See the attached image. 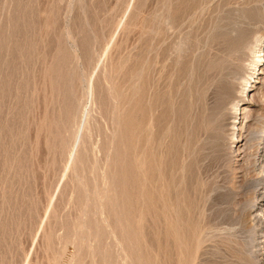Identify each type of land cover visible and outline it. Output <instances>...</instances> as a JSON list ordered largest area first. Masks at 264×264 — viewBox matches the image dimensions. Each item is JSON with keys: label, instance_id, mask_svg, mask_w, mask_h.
I'll return each mask as SVG.
<instances>
[{"label": "rangeland", "instance_id": "obj_1", "mask_svg": "<svg viewBox=\"0 0 264 264\" xmlns=\"http://www.w3.org/2000/svg\"><path fill=\"white\" fill-rule=\"evenodd\" d=\"M202 1L0 0V264H264V204L256 205L264 193V163H254L257 147L264 150V113L259 109L264 73L252 70L264 51L255 47L246 63L237 62L243 77L232 94L239 97L231 104L226 98L225 111L238 113L242 103L247 111L241 130L237 118L226 116L222 127L209 129L205 107L212 99L207 66L219 54L211 38L237 23L246 26L235 28L245 30L252 44L264 43V0ZM177 39L189 46L181 47ZM172 43L184 55L175 54ZM167 47L175 49L173 55ZM169 55L179 56L178 63ZM201 78H207L205 84ZM171 81L176 83L170 91ZM248 81L256 85L253 98L241 96ZM165 101L167 107L172 103L168 110ZM238 134L243 144L236 153L232 140ZM255 215L261 222L254 221Z\"/></svg>", "mask_w": 264, "mask_h": 264}, {"label": "bare ground", "instance_id": "obj_2", "mask_svg": "<svg viewBox=\"0 0 264 264\" xmlns=\"http://www.w3.org/2000/svg\"><path fill=\"white\" fill-rule=\"evenodd\" d=\"M157 1V0H156ZM160 2H161V0H159ZM201 1V0H200ZM204 1V0H203ZM203 1H202V3H203ZM219 1V0H218ZM221 1V0H220ZM230 0H228V2H229ZM231 1H233V0H231ZM239 1V0H238ZM246 1V0H245ZM260 1V0H259ZM164 2V1H163ZM176 2V1H175ZM174 2V3H175ZM183 2V1H182ZM187 2V1H186ZM190 2V1H189ZM188 2V3H189ZM228 2L226 1L225 3H227L228 4ZM234 2V1H233ZM233 2L231 3V5L233 6ZM248 2V1H247ZM250 3H251V1H249ZM256 2V1H255ZM169 3V2H168ZM187 3V4H188ZM201 3V2H200ZM201 3V4H202ZM218 3H221V2H218ZM241 3V2H240ZM158 4V3H157ZM157 4H156V6H157ZM161 4H162V2H161ZM184 4H186V3H184ZM222 4H223V1H222ZM222 4H219V9H220V5H222ZM237 4V3H236ZM235 4V5H236ZM243 4H244V2H243ZM242 4V5H243ZM246 4V3H245ZM255 4V3H254ZM159 5V4H158ZM163 5V4H162ZM200 5V4H199ZM225 5V4H224ZM223 5V6H224ZM230 5V4H229ZM230 5V6H231ZM247 5V8H248V3L246 4ZM246 5H244V6H246ZM252 5V4H251ZM259 5H262V3L261 4H259ZM155 6V7H156ZM161 6V5H160ZM182 6H183V4H182ZM182 6H181V8H182ZM204 5H202V7H203ZM222 6V7H223ZM238 6H239V4H238ZM244 6H242L243 8H244ZM252 6H254V5H252ZM154 7V8H155ZM162 7H164V6H161L160 8H162ZM167 7H168V4H167ZM177 7V6H176ZM175 7V8H176ZM179 7V6H178ZM192 7V5L189 7V8H191ZM198 7H200L201 8V5L200 6H198ZM216 7V6H215ZM218 7H216V8H218ZM226 6H224V9H226L225 8ZM263 7V6H262ZM153 8V9H154ZM165 8H166V6H165ZM187 8V7H186ZM211 8V7H210ZM228 8V7H227ZM240 8V7H239ZM246 7H245V9L246 10H249V8L247 9ZM256 8L258 9V7L256 6ZM255 8V9H256ZM156 9L158 10V8L156 7ZM169 9V8H168ZM184 9H185V6H184ZM183 9V10H184ZM192 9L194 10V8L192 7ZM215 9V8H214ZM223 9V8H222ZM256 9V10H257ZM167 10V9H166ZM208 10H210V9H208ZM252 10V9H251ZM251 10H250V12H251ZM260 10V9H259ZM179 11H180V9H179ZM182 11V10H181ZM187 10H185V12H186ZM188 11H190V9L188 10ZM199 11V10H198ZM216 11V10H215ZM227 11V10H226ZM226 11H225V13H226ZM258 11V10H257ZM167 12H168V10H167ZM194 12V11H193ZM193 12H191L190 14H193ZM219 12V11H218ZM220 12H222V11H220ZM232 12V11H231ZM236 12V11H235ZM243 12V11H242ZM241 12V13H242ZM155 13V12H154ZM163 13V12H162ZM175 13V12H174ZM174 13H172V14H174ZM181 13V12H180ZM179 13V14H180ZM183 13V12H182ZM194 13H196V11L194 12ZM232 13H234V12H232ZM232 13H230V15L232 14ZM237 13L238 12H236V15H237ZM160 14V13H159ZM184 14V13H183ZM183 14H181V15H183ZM187 14V13H186ZM185 14V15H186ZM221 14H223V13H221ZM240 14V13H239ZM243 14V13H242ZM245 14V13H244ZM25 15V14H24ZM161 15V14H160ZM176 15V14H175ZM178 15V14H177ZM219 14H217V16H218ZM246 15V14H245ZM244 15V16H245ZM250 15H252V12H251V14ZM255 15H256V12H255ZM161 16H163V14L161 15ZM180 16V15H179ZM187 16V15H186ZM221 16H223V15H220V17ZM227 16V15H226ZM235 16V15H234ZM157 17V16H156ZM169 17V16H168ZM183 17V16H182ZM182 17L180 18V19H182ZM224 17V16H223ZM250 17V16H249ZM155 18V17H154ZM153 18V19H154ZM158 18H160L159 16L157 17V19ZM176 18V17H175ZM184 18H185V16H184ZM216 18V17H215ZM228 18V17H227ZM231 18H233V17H231ZM171 19V18H170ZM170 19H168L169 21H170ZM179 19V20H180ZM249 19V18H248ZM261 19V18H260ZM32 20V19H31ZM160 20L161 21H163L161 18H160ZM167 20V19H166ZM217 20H218V18H217ZM220 20V19H219ZM218 20V21H219ZM221 20H223V18L221 19ZM234 20V19H233ZM232 20V22H234ZM240 20V19H239ZM238 20V21H239ZM245 20V19H244ZM251 20V19H250ZM255 20V19H254ZM258 20V19H257ZM158 21V20H157ZM175 21H178V20H175ZM183 21H184V19H183ZM226 21H227V19H226ZM228 21H230V17H229V20ZM235 21H237L236 19H235ZM171 22V21H170ZM170 22L168 23L169 25H171L170 24ZM173 22V21H172ZM171 22V23H172ZM178 22H180V21H178ZM182 22V21H181ZM214 22H216V24H221V23H217V21H215V19H214ZM225 22V21H224ZM231 22V21H230ZM231 22V23H232ZM240 22V21H239ZM150 23H152V21H150ZM174 23V22H173ZM213 23V22H212ZM223 23V22H222ZM226 23V22H225ZM234 23H236V22H234ZM234 23L232 24V26H235L234 25ZM252 23H254V22H252ZM158 24V23H157ZM162 24V23H161ZM175 24L176 23H174V26H175ZM230 24V23H229ZM152 25V24H151ZM159 26H160V24H158ZM162 25H164V24H162ZM161 25V26H162ZM165 25H167V24H165ZM177 25V24H176ZM188 25V24H187ZM226 25V24H225ZM224 25V26H225ZM244 25H248V24H244ZM259 24H256L255 26H258ZM261 25V24H260ZM160 26V28H162ZM168 26V25H167ZM167 26H165L166 28H167ZM173 26V27H174ZM178 26V25H177ZM179 26H180V24H179ZM227 26V25H226ZM225 26V27H226ZM229 26V25H228ZM228 26L226 27V28H228ZM231 26V27H232ZM236 26H238L237 25V23H236ZM235 26V27H236ZM241 26V25H240ZM240 26H238V27H240ZM149 27V26H148ZM224 27V29L226 30V28ZM234 27V28H235ZM242 27V26H241ZM244 27H246V26H243L242 28H244ZM247 27H249V26H247ZM250 27H251V25H250ZM139 28H141V27H139ZM151 28H152V26H151ZM159 27L157 26L156 27V30L158 29ZM169 28H170V26H169ZM175 28V27H174ZM212 28V27H211ZM233 28V27H232ZM233 28V30L232 31H230V32H219V33H217L216 35H214L215 37L214 38H211L212 39V41H213V44L216 46V48H217V52H219V54H217V56L214 58L213 57V55L212 56H210V57H213V59H209V61H210V64H209V66H207L208 68H211L209 71H207V73H208V82H207V86H208V88H211L212 89V92H211V97H212V99H210V100H212V101H210L209 100V104H205L206 106L205 107H207V110H208V113H206L207 115H206V118H207V124H209L208 125V128L210 129V127H211V129H213L214 127H216V130H217V126H220V127H222L221 125L223 124V121H224V118H225V116H226V118L227 119H231V118H237L238 119V121H237V124H239L238 125V127L236 128V129H239V130H241L242 129V126H243V122L246 120V118H243V113H244V111L245 112H247L246 110H244L245 109V107L243 106V103L242 104H240V106L238 107V109H239V112L237 113V111H234V113L232 112H229V111H231L230 110V108H229V111H225V109L227 108V104L229 103H227V101H226V98L228 97V96H230V104L231 103H235V101L237 100V98L239 97V95L238 96H236L234 93L232 94V90H234L235 88H237V87H235V85H237V84H239V80H241V78L243 77L242 76V74L240 73V71H239V69H238V64H237V62L239 61V60H241V61H244L245 63H246V61H245V59H246V57H247V55H249L248 53H251V52H254L255 51V47H257L258 48V51H264V47H263V45H264V43H263V41H261V40H259V42H258V44H252L251 43V41H249V39H247V37L245 36V34L243 33L244 31L242 30V29H237L236 30V28L234 29ZM252 28V27H251ZM142 29V28H141ZM153 29V28H152ZM164 29V28H163ZM178 29V28H177ZM177 29H176V31H177ZM218 30H219V28H217ZM223 28L221 27V30H222ZM229 29H231L230 27H229ZM228 29V30H229ZM245 29V28H244ZM140 30V29H139ZM143 30V29H142ZM142 30H140V31H142ZM159 30H162V29H159ZM158 30V32H160ZM166 30V29H165ZM165 30H162V31H165ZM212 30V29H211ZM216 29H214V31H215ZM144 31V30H143ZM152 31H155V29L154 30H151V32H150V34H151V36L154 34H152ZM175 31V32H176ZM178 31H180V30H178ZM213 31V32H214ZM233 32H234V35H232L233 34ZM144 33V32H143ZM183 33V32H182ZM142 34V33H141ZM156 34V33H155ZM160 34H162V32L160 33ZM164 35H165V33H163ZM170 35V34H169ZM180 35V34H179ZM182 35V34H181ZM142 36H144V35H142ZM252 36H254V35H252ZM153 37V36H152ZM185 37V36H184ZM142 37H140V39H141ZM151 38V37H150ZM182 38V37H181ZM209 38V37H208ZM251 38V37H250ZM143 39V38H142ZM152 39V38H151ZM154 39V38H153ZM160 39V38H159ZM166 39H167V36H166ZM172 39V38H171ZM198 39H200V38H198ZM210 39V38H209ZM252 39V38H251ZM145 39H143V41H144ZM156 40V39H155ZM161 40V39H160ZM176 40V39H175ZM178 40H180V39H177V41ZM182 41L184 40V39H181ZM180 40V41H181ZM110 41V40H109ZM149 41V40H148ZM154 41V40H153ZM152 40H151V42L150 43H152L153 42ZM176 41V42H177ZM180 41H178V44L180 43V46L181 47H183V46H189V45H181V43H183V42H180ZM204 41H206L205 39H204ZM204 41H200L201 43L202 42H204ZM141 42V41H140ZM174 42V41H173ZM195 42H197V41H195ZM207 42V41H206ZM210 42V40L208 41V43ZM252 42H254V41H252ZM143 43L144 42H142V45H143ZM145 43H146V41H145ZM144 43V46L146 45ZM157 43H158V41H157ZM159 43H162L163 44V42H159ZM159 43H158V45H159ZM169 43V42H168ZM186 43H188V41H186ZM200 43V44H201ZM156 44V43H155ZM161 44V46H164L165 44H163L162 45ZM170 44V43H169ZM169 44H167V45H169ZM176 45H174V43H172V46L174 45L176 48V51H174L175 49H172L173 51H174V53L175 54H182V52H180L181 51V49H183V48H180L179 47V45H177V43H175ZM184 44V43H183ZM194 44V43H193ZM193 44H192V46H193ZM212 44V45H213ZM142 45H140V46H142ZM152 45V44H151ZM157 45V44H156ZM157 45V46H158ZM166 45V46H167ZM202 45V44H201ZM139 46V47H140ZM148 46H149V44H148ZM147 46V48H148V51L150 50V52H152L151 51V48L150 47H148ZM160 46V47H161ZM166 46H165V48H166ZM172 46H171V48H172ZM195 47H196V45H194ZM143 47V46H142ZM179 47V48H178ZM203 47V46H202ZM156 48V47H155ZM159 48V47H158ZM178 48V49H177ZM185 48H188V47H185ZM190 48H191V46H190ZM211 48V47H210ZM146 48H144L143 50H145ZM168 49V50H167ZM167 51H169L170 49L167 47ZM180 49V50H179ZM189 49V48H188ZM153 50H155V49H153ZM158 50V49H157ZM162 50L163 49H161V52H162ZM172 50H170L171 51V53H172ZM177 50H179L178 52H177ZM190 50V49H189ZM198 49L196 48V51H197ZM142 51V50H141ZM147 51V52H148ZM167 51H166V54H167ZM199 51V50H198ZM201 51V50H200ZM200 51H199V53H200ZM214 51V50H213ZM257 51V50H256ZM257 51V52H258ZM144 52V51H143ZM155 52V51H154ZM154 52H152V55H153V53ZM177 52V53H176ZM203 52V51H202ZM210 52H211V50H210ZM169 53V52H168ZM170 53V54H171ZM184 53V52H183ZM204 54H205V52H203ZM203 53H201V54H203ZM145 54H147V53H145ZM155 54V53H154ZM156 54H157V51H156ZM165 54V53H164ZM165 54V55H166ZM174 54V55H175ZM178 54V55H179ZM259 54V53H258ZM138 55H140V53H138ZM158 55V54H157ZM172 55H173V53H172ZM172 55H169V56H171L172 57V59H176V62H177V58L180 56H178V57H174V56H172ZM182 55H184V54H182ZM145 56V55H144ZM154 56V55H153ZM161 56H162V54H161ZM176 56V55H175ZM186 56V55H185ZM192 56V55H191ZM202 56V55H201ZM252 56V55H251ZM158 57V56H157ZM174 57V58H173ZM203 57V56H202ZM208 57V56H207ZM142 58H143V54H142ZM144 58H146V57H144ZM152 58V57H151ZM165 58V57H164ZM170 58V57H169ZM183 58V57H182ZM187 58V56L185 57V59ZM190 58V57H189ZM138 59H141V57L140 58H138ZM155 59H157V58H155ZM159 59V58H158ZM162 59V58H161ZM167 59H168V57H167ZM165 60L166 61V64H167V62L169 63V59L168 60ZM179 59V58H178ZM148 60H150V59H148ZM147 60V61H148ZM153 60H154V58H153ZM152 60V61H153ZM171 60V59H170ZM206 60H207V58H206ZM138 61H140V60H138ZM143 61H144V59H143ZM164 61V60H163ZM174 61V60H173ZM173 61H170L171 63L173 62ZM179 61V60H178ZM200 61V60H199ZM203 63H204V61L203 60H201ZM201 61H200V63H201ZM208 61V60H207ZM261 61H263L264 62V58H262L261 56H260V54L257 56V58H256V62L254 63V67L252 68V70H253V72H256L257 74H262V73H264V64H263V62H261ZM142 62V61H141ZM185 62V61H184ZM192 62V61H191ZM194 62H198V61H194ZM138 63V62H137ZM140 63V62H139ZM144 63V62H143ZM147 63V62H146ZM154 63H156V62H154ZM157 63H159L158 61H157ZM178 63V62H177ZM177 63H175V61H174V64H176V66H177ZM181 63H182V60H181ZM199 63V62H198ZM199 63V64H200ZM202 63V64H203ZM241 63V62H240ZM142 64V63H141ZM160 64V63H159ZM205 64V63H204ZM203 64V65H204ZM207 64V63H206ZM242 64V63H241ZM140 65V64H139ZM173 65V64H172ZM182 65V64H181ZM196 66H198L197 64H195ZM195 65H194V67H195ZM243 65V64H242ZM246 65V64H245ZM156 66V65H155ZM176 66H172V70H174V68L176 69L177 67ZM179 67V69H180V65H178ZM184 68L186 67L184 64L182 65ZM206 66V65H205ZM140 67H141V65H140ZM154 67V66H153ZM166 67H169V66H166ZM183 67H182V69H183ZM194 67H192V69H194ZM148 67L147 66H145V69H147ZM150 68V67H149ZM152 68V67H151ZM159 68V67H158ZM171 68V67H170ZM196 68V67H195ZM160 69V68H159ZM158 69V70H159ZM186 69V68H185ZM185 69H183V72L184 71H186ZM188 69V71L190 70L189 68H187ZM197 69H199V67L197 68ZM154 70V69H153ZM171 70V71H172ZM62 71V70H61ZM178 71H180V70H178ZM177 71V69L174 71V72H178ZM192 71H194V70H192ZM196 71V70H195ZM195 71H194V73H195ZM200 71V70H199ZM198 71V72H199ZM162 72H163V68H162ZM165 72V71H164ZM168 72V71H167ZM181 72V71H180ZM180 72L178 73L179 75H180ZM191 72V71H190ZM150 73H152V72H150ZM166 73V72H165ZM173 73V72H172ZM172 73L170 74V73H168V74H170L169 76H172ZM182 73V72H181ZM192 73V72H191ZM200 73V72H199ZM199 73H195V75L196 74H198L199 75ZM207 73H206V75H207ZM140 74V73H139ZM138 74V75H139ZM145 74V73H144ZM167 74V75H168ZM174 74H176V73H174ZM173 74V75H174ZM205 74V73H204ZM137 75V76H138ZM152 75V74H151ZM177 75V74H176ZM175 75V76H176ZM182 75V74H181ZM180 75V76H181ZM184 75H186V72L184 73ZM155 76V75H154ZM157 76V75H156ZM165 76V75H164ZM178 76V75H177ZM188 76H189V74H188ZM205 75H203L202 77H204ZM258 76V75H257ZM257 76H256V78H257ZM139 77H140V75H139ZM146 77V76H145ZM158 77H160L161 78V76H158ZM184 77V76H183ZM187 77V76H186ZM190 77H192L191 76V74H190ZM189 77V78H190ZM199 78L201 77L200 75L198 76ZM206 77V76H205ZM204 77V78H205ZM153 78V77H152ZM167 78H169V77H167ZM166 78V79H167ZM175 78V77H174ZM173 78V79H174ZM203 78V79H204ZM137 79H138V77H137ZM146 79H148V78H146ZM155 79V78H154ZM157 79V78H156ZM170 79V78H169ZM179 79H181L182 80V78H178V80ZM184 79H185V77H184ZM183 79V80H184ZM191 79V81H192V78H190ZM189 79V80H190ZM202 79V78H201ZM200 79V80H201ZM202 79V83L200 82V81H198V82H200V84H205V83H203L205 80H203ZM142 80V79H141ZM151 80V79H150ZM172 80V79H171ZM175 80V79H174ZM173 80V81H174ZM177 79H176V81H178ZM180 80V81H181ZM60 81V80H59ZM173 81H171V84L169 85L168 84V89L170 88L171 89V85H172V82ZM176 81L175 82H173V83H176ZM254 81H256L257 82V80H254ZM143 82H144V80H143ZM154 83L153 84H155V81H153ZM169 82V81H168ZM192 82H194V79H193V81ZM196 82V81H195ZM59 83V82H58ZM149 83V82H148ZM157 83V82H156ZM159 83V82H158ZM178 83V82H177ZM180 83H183L182 81L180 82ZM184 83H185V81H184ZM183 83V84H184ZM261 83V82H260ZM147 84V83H146ZM179 84V83H178ZM186 84V86H190V84L189 83H185ZM248 88H246V89H243L242 91L240 90V92H241V96L242 97H245V96H250V98L252 97L253 98V90H254V88L256 87V85L255 84H253V81L252 82H250V81H248ZM139 85V84H138ZM137 85V87H139ZM159 85V84H158ZM193 85H195L194 83H193ZM142 86H144L145 87V85H143V83H142ZM160 86V85H159ZM173 87H174V84L172 85ZM188 86V87H189ZM195 86H197V85H195ZM207 86H205L204 85V87H207ZM260 86H263V84L261 85L260 84ZM90 87V86H89ZM156 87V86H155ZM165 87H166V85H165ZM2 88V87H1ZM145 88H147V87H145ZM150 88V87H149ZM163 88H164V86H163ZM190 88H192V87H190ZM194 88V87H193ZM155 89H157V88H155ZM169 89V90H170ZM174 89H177L178 90V87L176 88H174ZM200 89V88H199ZM205 89V88H204ZM204 89H202L201 90V97H202V99L204 100L205 99V92L206 91H204ZM207 89V88H206ZM140 90V89H139ZM145 90V89H144ZM149 90H151V89H149ZM153 90V89H152ZM163 90V89H162ZM165 90H167V88L165 89L164 88V91ZM210 90V89H209ZM156 91V90H155ZM159 91V90H158ZM171 91V90H170ZM186 90H184V92H185ZM142 92V91H141ZM148 92V91H147ZM159 92H161V90L159 91ZM158 92V93H159ZM174 92V90H173V88H172V92H170V93H173ZM177 92V91H176ZM175 92V93H176ZM53 93V92H52ZM144 93V92H143ZM142 93V94H143ZM149 93V92H148ZM151 93H153V92H151ZM150 93V94H151ZM168 94L167 95H169V92H167ZM181 93H183V92H181ZM180 93V94H181ZM185 93H187V92H185ZM192 93V92H191ZM195 93H196V91H195ZM199 93V91L196 93V94H200ZM207 93H209V92H207ZM206 93V94H207ZM236 93V92H235ZM264 93V92H263ZM93 94V93H92ZM138 94H139V92H138ZM149 94V95H150ZM157 93L155 92V95H156ZM162 94H163V92H162ZM177 94V93H176ZM196 94H194V95H196ZM139 95H141V94H139ZM139 95H138V99H141V98H139ZM177 95H179V94H177ZM189 95V94H188ZM1 96V95H0ZM144 96V95H143ZM158 96H159V94H158ZM157 96V97H158ZM161 96V95H160ZM182 96H184V95H182ZM2 97V96H1ZM150 97V96H149ZM166 96H165V94H164V98H165ZM181 97V96H180ZM186 97V96H185ZM152 98V97H151ZM161 98V97H160ZM170 99V95H169V97H167V99ZM171 98H173V96L171 97ZM248 99V101H250L251 99ZM153 99H155V96H154V98ZM168 99V100H169ZM137 100V99H136ZM143 100V99H142ZM144 100H145V98H144ZM152 100V99H151ZM150 100V101H151ZM164 100V99H163ZM172 100V99H171ZM182 100V99H181ZM184 100V99H183ZM139 101V100H138ZM147 101V100H146ZM158 101V100H157ZM167 101V100H166ZM165 101V102H166ZM192 99H191V103H192ZM195 101V100H194ZM144 103H145V101H143ZM156 102V101H155ZM160 102V101H159ZM172 102V101H171ZM189 102H190V100H189ZM199 102H201L200 100H199ZM138 103V102H137ZM137 103H136V105H137ZM152 103H154V102H152ZM168 103H170V101L168 102ZM188 102H186V104H187ZM203 103H205V102H202V104L201 105H203ZM139 104H140V101H139ZM151 104V103H150ZM157 104V103H156ZM162 105H163V101H162V103H161ZM166 104V107H167V102L165 103ZM195 104V103H194ZM229 104V105H230ZM141 105V104H140ZM169 105V104H168ZM170 105H172V103L170 104ZM169 105V106H170ZM174 105H176V104H174ZM173 105V106H174ZM189 105H190V103H189ZM196 105V104H195ZM197 105H199V104H197ZM196 105V106H197ZM238 105V104H237ZM137 106H139V105H137ZM142 106V105H141ZM164 106V105H163ZM168 106V107H169ZM172 106V107H173ZM188 106V105H187ZM231 106V105H230ZM165 107V106H164ZM168 107H167V110H168ZM172 107H170L169 108V110H172ZM177 110H178V112H179V105H178V102H177ZM190 107V106H189ZM192 107H194V105L192 106ZM199 107V109H200V106H198ZM146 108H147V106H146ZM149 108V107H148ZM174 108H176V107H173V112L175 113V111H176V109H175V111H174ZM142 109V108H141ZM184 109V108H183ZM198 109V108H197ZM199 109H198V111H199ZM259 109L260 110H262V112L264 113V96H263V101L260 103V106H259ZM227 110H228V108H227ZM145 111V110H144ZM162 111V110H161ZM181 111V110H180ZM189 111V110H188ZM200 111H204L203 109L201 110L200 109ZM225 111V112H224ZM233 111V110H232ZM58 112V111H57ZM139 112V111H138ZM142 112V111H141ZM177 112V113H178ZM182 112V111H181ZM143 113V112H142ZM172 113V112H171ZM195 113V112H194ZM194 113H192V114H194ZM199 113V112H198ZM139 114V113H138ZM161 114V113H160ZM176 114V113H175ZM140 115V114H139ZM144 115V114H143ZM161 115H163V113L161 114ZM179 115H180V112H179ZM235 115H238L237 117L235 116ZM160 116V115H159ZM191 116V115H190ZM192 117V116H191ZM202 117H204V116H202ZM245 117V116H244ZM247 117V116H246ZM249 117V116H248ZM247 117V118H248ZM139 118V117H138ZM144 118V117H143ZM172 118H174V117H172ZM225 118V119H226ZM132 119V118H131ZM161 119V118H160ZM245 119V120H244ZM140 120L142 121V118H140ZM164 120V119H163ZM170 120H171V118H170ZM181 120V119H180ZM197 120V119H196ZM196 120H191V122L192 121H196ZM137 121V120H136ZM158 121V120H157ZM184 122H185V120H183ZM188 121H190V119H187L186 120V122H188ZM199 121H200V119H199ZM203 119H202V122L201 123H203ZM231 121V120H230ZM159 122V121H158ZM180 122V121H179ZM190 122V123H191ZM262 122V121H261ZM176 123V122H175ZM183 123V122H182ZM192 123H194V122H192ZM206 123H204L205 125H206ZM142 124V123H141ZM195 124V123H194ZM197 125H198V123H196ZM195 124V125H196ZM246 124V123H245ZM173 125H174V123H173ZM179 125V127H180V124H178ZM194 125V126H195ZM196 125V127L198 128V126ZM202 125V124H201ZM138 126V125H137ZM177 126V125H176ZM193 126V125H192ZM204 126V125H203ZM178 127V126H177ZM219 127V129H222V128H220ZM143 128V127H142ZM192 128V127H191ZM193 129H196V128H193ZM199 129V131H200V129L201 128H198ZM198 129H196L197 131L196 132H198ZM225 130H227V129H225ZM52 131V130H51ZM62 131V130H61ZM187 131V130H186ZM209 131V130H208ZM233 132H234V130H232ZM163 132V131H162ZM202 131H200V135L202 134L201 133ZM214 132V131H213ZM216 132V131H215ZM230 132H231V130H230ZM262 132H263V130H262ZM199 133V132H198ZM218 133V132H217ZM223 133V132H222ZM222 133H221V135H222ZM229 133V132H228ZM208 134H210V135H212L211 133H208L207 132V136H208ZM230 134H232V133H230ZM230 134H228V135H230ZM235 134H237V133H235ZM182 135H183V133H182ZM199 135V136H200ZM206 135V134H205ZM213 135H214V133H213ZM258 135V134H257ZM130 136H132V135H130ZM137 136V135H136ZM232 136V135H231ZM234 136V135H233ZM244 136V135H243ZM263 136V135H262ZM123 137H124V135H123ZM221 137V136H220ZM219 137V138H220ZM225 137V136H224ZM227 137H229V136H227ZM244 137H246V136H244ZM201 138V137H200ZM206 139V138H205ZM209 139H211V138H209ZM221 139H223V138H221ZM242 139H243V137H242V135H240V134H238L237 136H236V138H235V140H232V142H234L235 144V146H237V148H236V153H238V146L240 145V144H243V143H241V141H242ZM76 140V139H75ZM147 140V139H146ZM215 140V139H214ZM223 140H225V138L223 139ZM245 140V139H244ZM63 141V140H62ZM178 141V140H177ZM206 141V140H205ZM216 141V140H215ZM219 141V140H218ZM226 141V140H225ZM231 141V140H230ZM257 141V140H256ZM261 141V140H260ZM209 142V141H208ZM213 142V141H212ZM221 142V141H220ZM200 143V142H199ZM198 143V144H199ZM210 143V142H209ZM218 143V142H217ZM124 144V143H123ZM202 144V143H201ZM216 144V143H215ZM225 144V143H224ZM229 146H230V143L228 144ZM258 145V144H257ZM74 146V145H73ZM217 147H218V145H217ZM190 148V147H189ZM188 148V149H189ZM227 149H229L228 147H227ZM235 150V149H234ZM230 151H231V149H230ZM118 152V151H117ZM120 152V151H119ZM200 153V152H199ZM232 153V152H231ZM234 153V152H233ZM127 154V153H126ZM240 154V153H239ZM119 158V157H118ZM254 158H255V161H254V163H262L261 164V166L263 165V163H264V150H263V147H257V149L255 150V152H254ZM122 161V160H121ZM156 164V163H155ZM135 165V164H134ZM120 166V165H119ZM118 166V167H119ZM156 166V165H155ZM192 166V165H191ZM28 168V167H27ZM192 168V167H191ZM65 169V168H64ZM259 169V168H258ZM152 170V169H151ZM192 170V169H191ZM262 170V169H261ZM123 171V170H122ZM45 172V171H44ZM134 172V171H133ZM137 173V172H136ZM260 173V172H259ZM118 174V173H117ZM116 174V175H117ZM133 174V173H132ZM192 174V173H191ZM261 174V173H260ZM128 176H129V174H128ZM142 176V175H141ZM148 176V175H147ZM151 176V175H150ZM161 177V176H160ZM167 177V176H166ZM131 178V177H130ZM159 178V177H158ZM184 178V177H183ZM163 179V178H162ZM167 179V178H166ZM133 180V179H132ZM156 180H157V178H156ZM134 181V180H133ZM135 181H136V179H135ZM193 181V180H192ZM125 182V181H124ZM189 182V181H188ZM134 183V182H133ZM133 183H130V184H132L133 185ZM30 184V183H29ZM141 184V183H140ZM66 185V184H65ZM169 185H170V183H169ZM261 185V184H260ZM54 186V185H53ZM185 187V186H184ZM188 187V186H187ZM25 188V187H24ZM130 188V187H129ZM153 188V187H152ZM60 189V188H59ZM63 189V188H62ZM80 189V188H79ZM128 189V188H127ZM164 189V188H163ZM170 190H171V187L169 188ZM198 190V189H197ZM60 191V190H59ZM263 192V191H262ZM150 194V193H149ZM204 194V193H203ZM106 196V195H105ZM194 197V196H193ZM54 200V199H53ZM253 200H254V198H253ZM63 202V201H62ZM145 202V201H144ZM151 202V201H150ZM148 203V202H147ZM142 204H144L145 205V203H142ZM153 204V203H152ZM151 204V206H153ZM174 204V203H173ZM193 204V203H192ZM191 204V205H192ZM260 204H264V193L263 194H261V195H258V202L256 203V205H260ZM158 205V204H157ZM180 205V204H179ZM155 206V205H154ZM160 206V205H159ZM162 206V205H161ZM166 206V205H165ZM168 206V205H167ZM185 206V205H184ZM252 206H254V205H252ZM146 207H147V205H146ZM156 207V206H155ZM191 207V206H190ZM158 208V207H157ZM159 208H161V207H159ZM158 208V209H159ZM170 208V207H169ZM178 208H180V207H178ZM181 208H183V207H181ZM112 209V208H111ZM139 209V208H138ZM166 209V208H165ZM186 209V208H185ZM185 209H181V210H183V212H186V210ZM148 210V209H147ZM156 210V209H155ZM181 210H179L180 212H181ZM185 210V211H184ZM139 211V210H138ZM176 211V210H175ZM178 211V212H179ZM144 212H145V210H144ZM167 212V211H166ZM178 212H176L177 214L176 215H178L179 213ZM189 212V211H188ZM149 213H150V211H149ZM163 213V212H162ZM162 213H160V214H162ZM153 214V213H152ZM183 214V213H182ZM141 215V214H140ZM146 215V214H145ZM151 215V214H150ZM149 215V218L151 217ZM155 215V214H154ZM163 215H165V214H162V216ZM226 215V214H225ZM251 215V214H250ZM139 216V215H138ZM158 216V215H157ZM156 216V218H158ZM183 216H184V214H183ZM190 216V215H189ZM259 215H255L254 216V221L255 222H259L260 220H259V217H258ZM261 216V215H260ZM147 217V216H146ZM164 217V216H163ZM163 217H162V219H163ZM176 217V216H175ZM179 217H180V215H179ZM182 217V216H181ZM71 218V217H70ZM143 218V217H142ZM148 218V217H147ZM176 218H178V217H176ZM185 218V217H184ZM184 218H182V219H184ZM188 218V217H187ZM250 218V217H249ZM261 218V217H260ZM263 218H264V215H263ZM41 219V218H40ZM181 219V220H182ZM145 220H146V218H145ZM157 220H159V219H157ZM156 220V221H157ZM170 220V219H169ZM179 220H180V218H179ZM186 220V219H185ZM250 220V219H249ZM142 221V220H141ZM155 221V220H154ZM153 221V222H154ZM137 222V221H136ZM153 222H151V223H153ZM169 222H172V221H169ZM178 222V221H177ZM186 222V221H185ZM261 222V221H260ZM143 223V222H142ZM141 223V224H142ZM149 223V222H148ZM155 223V222H154ZM161 223V222H160ZM183 223V222H182ZM188 223V222H187ZM263 223V222H262ZM141 224H140V226H141ZM143 224H145V223H143ZM159 224V223H158ZM186 224V223H185ZM255 224H257V223H255ZM51 225V224H50ZM135 225H137L136 223H135ZM153 225V227L155 226L154 224H152ZM167 225H169V223H167ZM171 225V224H170ZM174 225V224H173ZM180 225V224H179ZM188 225V224H187ZM186 225V226H187ZM259 225V224H258ZM139 226V225H138ZM146 226V225H145ZM150 226V225H149ZM160 226V225H159ZM158 226V227H159ZM172 226V225H171ZM175 226V225H174ZM97 227V226H96ZM112 227V226H111ZM142 227V226H141ZM147 227V226H146ZM152 227V226H151ZM150 227V228H151ZM170 227V226H169ZM176 227H177V225H176ZM185 227V226H184ZM188 227H189V225H188ZM187 227V228H188ZM136 228H137V231H139L138 230V227L136 226ZM143 228H144V226H143ZM155 228H156V226H155ZM160 228V227H159ZM168 228V227H167ZM166 228V229H167ZM146 229V228H145ZM158 229V228H157ZM165 229V228H164ZM165 229V230H166ZM175 229V228H174ZM173 229V230H174ZM202 229V228H201ZM143 230V229H142ZM159 230V229H158ZM169 230V229H168ZM182 230V229H181ZM144 231V230H143ZM155 231V230H154ZM186 231H187V229H186ZM264 231V230H263ZM43 232V231H42ZM141 232V231H140ZM147 232H149L148 230H147ZM147 232H146V234H147ZM151 232H152V229H151ZM167 232H169V231H167ZM166 232V233H167ZM180 232H182V231H180ZM192 232V231H191ZM137 233V232H136ZM165 233V232H164ZM172 233V232H171ZM174 233V232H173ZM187 233V232H186ZM185 233V234H186ZM194 233V232H193ZM263 233V232H262ZM146 234H145V236H146ZM150 234V233H149ZM154 234H155V232H154ZM167 234H169V233H167ZM166 234V235H167ZM176 235H178L177 233H175ZM197 234V233H196ZM143 235H144V233H143ZM143 235H141V236H143ZM151 235H152V233H151ZM155 235H157V234H155ZM180 235V234H179ZM199 235H201V232H200V234ZM204 235V234H203ZM202 235V236H203ZM149 236V235H148ZM168 236V235H167ZM172 236H173V234H172ZM4 237V236H3ZM152 237V236H151ZM200 237V236H199ZM198 237V238H199ZM206 237V236H205ZM137 238V237H136ZM143 238H144V236H143ZM146 239H148L147 238V236L145 237ZM150 238V237H149ZM169 238H170V236H169ZM160 239V238H159ZM177 239V238H176ZM182 239H183V236H182ZM189 239V235H188V238H187V240ZM201 238H199V240H200ZM203 239V238H202ZM140 240V239H139ZM156 240V239H155ZM168 239H166V241H167ZM170 240H172V239H170ZM185 240V239H184ZM191 240V239H190ZM198 240V239H197ZM252 240H254V239H252ZM174 241V240H173ZM189 241V240H188ZM187 241V242H188ZM196 241V240H195ZM81 242V241H80ZM139 242H141V241H139ZM147 242V241H146ZM148 242H150L149 240H148ZM152 242V241H151ZM177 242H179L178 240H177ZM183 242V241H182ZM201 242H202V240H201ZM260 242H262V240L261 241H258V243H260ZM142 243V242H141ZM159 243H161V242H159ZM168 243V242H167ZM183 243H185V242H183ZM190 243V242H189ZM196 243V242H195ZM194 243V244H195ZM198 243H200V241H198ZM197 243V244H198ZM158 244V243H157ZM164 244V243H163ZM172 244H173V242H172ZM175 244V243H174ZM176 244H179V243H176ZM175 244V245H176ZM182 244V243H181ZM180 244V245H181ZM193 244V243H192ZM191 244V245H192ZM201 244V243H200ZM199 244V245H200ZM152 245V244H151ZM179 245V246H180ZM199 245H196V247L197 246H199ZM245 245H247V244H245ZM264 245V244H263ZM10 246V245H9ZM167 246H169V244H167ZM173 246V245H172ZM177 246V245H176ZM185 246V245H184ZM183 246V247H184ZM189 246V245H188ZM141 247V246H140ZM150 247V246H149ZM161 247V246H160ZM164 247V246H163ZM166 247V246H165ZM165 247L163 248V249H165ZM173 247H175V246H173ZM182 247V248H183ZM186 247V246H185ZM196 247L194 248V250L196 249ZM259 247V246H258ZM262 247H264V246H262ZM261 247V248H262ZM139 248V247H138ZM154 248V247H153ZM170 248V247H169ZM188 248V247H187ZM191 248V247H190ZM161 249V248H160ZM174 249V248H173ZM178 249V248H177ZM176 249V250H177ZM245 249V248H244ZM243 249V250H244ZM252 249V248H251ZM168 250V252L171 250H169V249H167ZM181 250V249H180ZM179 250V251H180ZM185 250V249H184ZM187 250V249H186ZM193 250V249H192ZM191 250V252H193ZM143 251V250H142ZM157 251H159V250H157ZM157 251H156V253H157ZM166 251V250H165ZM164 251V252H165ZM173 251V250H172ZM188 251V250H187ZM197 251V250H196ZM261 251V250H260ZM163 252V253H164ZM167 252V251H166ZM165 252V253H166ZM190 252V251H189ZM174 253V252H173ZM179 253V252H178ZM183 253H185V252H183ZM192 254V253H191ZM159 255V254H158ZM173 255H175V254H173ZM182 255V254H181ZM188 255H190V253L188 254ZM168 256V255H167ZM166 256V257H167ZM177 256H179V255H177ZM183 256V255H182ZM193 256V255H192ZM171 257H172V255H171ZM183 257H185V256H183ZM189 257V256H188ZM191 257V256H190ZM169 258H170V256H169ZM171 259V258H170ZM173 259V258H172ZM187 259V258H186ZM169 260V259H168ZM181 261V260H180ZM179 261V262H180ZM182 261H183V259H182ZM188 261V260H187ZM186 261V262H187ZM155 262V261H154ZM16 263V262H15ZM160 264V263H159ZM176 264V263H175Z\"/></svg>", "mask_w": 264, "mask_h": 264}]
</instances>
